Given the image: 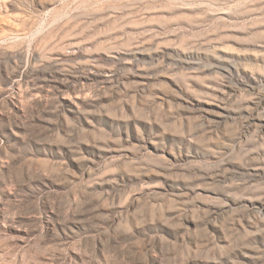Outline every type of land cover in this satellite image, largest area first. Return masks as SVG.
<instances>
[{"label":"rangeland","instance_id":"1","mask_svg":"<svg viewBox=\"0 0 264 264\" xmlns=\"http://www.w3.org/2000/svg\"><path fill=\"white\" fill-rule=\"evenodd\" d=\"M0 264H264V0H0Z\"/></svg>","mask_w":264,"mask_h":264}]
</instances>
